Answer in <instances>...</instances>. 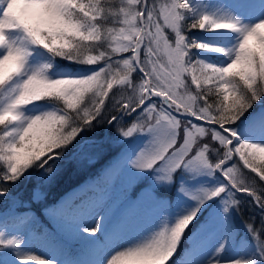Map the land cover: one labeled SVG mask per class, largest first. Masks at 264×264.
Here are the masks:
<instances>
[{"label":"snow or ice","instance_id":"snow-or-ice-1","mask_svg":"<svg viewBox=\"0 0 264 264\" xmlns=\"http://www.w3.org/2000/svg\"><path fill=\"white\" fill-rule=\"evenodd\" d=\"M109 99L118 135L142 134L123 170L149 190L126 194L103 236V202L46 210V238L55 242L58 217L71 214L74 235L99 250L93 260L33 254L3 223L0 264H264V195L228 163L238 157L264 181V0H0V199L31 168L50 180L56 150L102 122ZM232 190L259 209L261 230L246 225L251 243L238 236L243 202ZM146 204L154 226L121 243Z\"/></svg>","mask_w":264,"mask_h":264},{"label":"rangeland","instance_id":"rangeland-1","mask_svg":"<svg viewBox=\"0 0 264 264\" xmlns=\"http://www.w3.org/2000/svg\"><path fill=\"white\" fill-rule=\"evenodd\" d=\"M193 30L196 31L193 35L199 34V29H185L186 32ZM166 35L168 36L170 42H174V33H171L170 30H165ZM189 33V32H188ZM192 35V34H191ZM193 51H195L193 49ZM122 55H130V53H125ZM66 62L67 61H62ZM72 68H77L78 65H70ZM100 66L93 67L99 68ZM139 74H134V80H138ZM190 79V78H189ZM193 90H194V86ZM120 88L114 87L113 93H119ZM153 100L159 102L158 97H153ZM113 102L109 100V104ZM140 110L138 109V112ZM137 113H133L131 116L123 117V126L127 128V126L131 125L133 120L135 119ZM183 130H180V138L182 140ZM107 136H109L108 141L111 142L112 148L110 149V157L105 158L100 165V176L97 178H88L85 182H81L78 186L66 192L59 200V206L63 205L66 208H72L75 205H84L85 208L96 204L97 202H103L104 208L106 211L104 212V222L101 224V232L97 233V236H103V231L106 227L110 228L111 225L119 218V216L125 210V196L126 194H130L132 191H136L137 193L147 191L148 184L150 183L148 180H138L132 177H129L123 170L124 162L127 159V156L130 155L133 151L137 150L138 145L142 142V134L137 133L134 134L133 137L123 138L118 135L117 125L115 122L109 125ZM107 141L103 139L101 141L91 140V144L82 149L81 154L75 153L71 157L66 159L73 160V163L76 165H80L84 160L85 162L92 161L101 155L100 149L98 147L100 145L105 144ZM56 151H66L59 150ZM73 157V159H72ZM46 158V157H45ZM230 165L235 163L238 168L248 177L254 178L255 182L260 184H264V181H260L259 177H256L254 173H251L248 169L243 168V164L239 162L238 157L234 158L232 161L228 162ZM67 162L65 160H61L60 164L55 165L56 172L55 175L52 176L54 178L61 167H65ZM47 167V165L45 166ZM42 169H38L35 174V178L39 177V173L42 172ZM219 176V173H217ZM223 180L222 177H220ZM44 180V179H43ZM226 184L227 182L224 181ZM235 192V190H232ZM264 195V192H260ZM244 194V193H243ZM157 195V194H156ZM165 200L172 199L174 197V193L170 194L164 192V195H157ZM77 197V198H76ZM76 198V199H75ZM242 206V205H241ZM251 210L258 211L259 209L256 207L255 202H252L250 205ZM83 210V209H82ZM156 209L151 204H146L138 213L136 220L130 229L124 236V239L121 243L126 242L128 240L135 239L137 236H140L143 233L148 232L154 226V214ZM5 212H1L0 216H3ZM30 216L28 214H24L20 216L18 222L11 223L7 225L8 230L11 232H15L20 235L22 240L27 241V247L30 248L33 254H39L41 257L44 255H49L54 259L61 261H90L97 258L99 254V250L89 246L87 247L86 253H76L71 256H65L62 254V246L64 245V241L62 237L56 233L55 242L51 239L46 238L44 235L46 232L52 231L51 229H45L42 232H35L30 225L32 221L30 220ZM99 218V217H98ZM252 214H246L242 216L243 224L240 220V217L234 215V224L239 225L242 230L246 229V225L248 223H252ZM261 221V217L258 218ZM58 220L61 224V230L59 231L61 235H63L69 242L73 239H78L72 230L73 219L72 215L69 214L67 216L61 215L58 217ZM257 231H260V226H255ZM85 237H88L87 234H84ZM262 238H264V232H262ZM79 240V239H78ZM250 242V241H249ZM110 249L114 250L115 245H113L110 241H105ZM251 243V242H250ZM185 247L183 244L182 250ZM180 249L178 250V255L180 253Z\"/></svg>","mask_w":264,"mask_h":264},{"label":"trees","instance_id":"trees-1","mask_svg":"<svg viewBox=\"0 0 264 264\" xmlns=\"http://www.w3.org/2000/svg\"><path fill=\"white\" fill-rule=\"evenodd\" d=\"M79 67L81 68H88L90 66H83V65H78ZM113 91L114 89L112 90V93H110V96L113 94ZM119 94V93H117ZM110 100V99H109ZM109 100L106 101V109H105V112H104V116L102 118V122H97V121H93V127L92 128H89L85 131H82L79 133V135L76 137V139L72 142V144H70L67 149H64L66 151H69L71 150V148L75 145V143L79 140H82L86 137L88 138H97L98 140H101L103 138V129H104V125L105 123L108 121V119L112 116V115H116V112L112 109V103L111 102L109 104ZM98 119H101V118H98ZM60 150V149H59ZM215 158L213 157V160ZM36 170V168H31L28 170V172L25 173V176L22 177L18 182H16L15 184H9L8 187H9V191H14L16 190L19 186H21V184H23V181L28 179V181L30 180L31 177H33V173L34 171ZM79 174V173H78ZM60 179H63L65 177H69L70 179L71 178V173L69 171H62L60 172ZM69 179H66L65 181H68ZM261 185H264L262 183L258 184L256 183V187H257V190L259 192H264V190H261L260 186ZM245 196L250 200V201H253L252 200V197H249L247 196V194H245ZM4 204H7V199H2V202L0 203V207H3ZM252 223H254L255 226H260V221L258 219V217H253L252 218Z\"/></svg>","mask_w":264,"mask_h":264},{"label":"bare ground","instance_id":"bare-ground-1","mask_svg":"<svg viewBox=\"0 0 264 264\" xmlns=\"http://www.w3.org/2000/svg\"><path fill=\"white\" fill-rule=\"evenodd\" d=\"M2 202V200L0 199V203Z\"/></svg>","mask_w":264,"mask_h":264}]
</instances>
